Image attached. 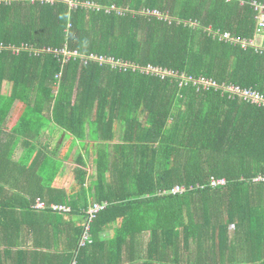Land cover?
Here are the masks:
<instances>
[{
	"label": "trees",
	"instance_id": "1",
	"mask_svg": "<svg viewBox=\"0 0 264 264\" xmlns=\"http://www.w3.org/2000/svg\"><path fill=\"white\" fill-rule=\"evenodd\" d=\"M253 1L264 3L0 0L1 195L24 196L18 206L26 209L41 198L46 208L37 211L55 216L84 217L94 204L106 203L91 225L92 243L80 248L81 255L115 219L145 218L137 209L146 206L171 212L169 225L159 222L166 229L153 231L156 251L164 238L169 239L166 250L182 241L189 245L199 233L205 235L201 246L210 238L222 241L236 225L237 233L253 227L250 233L264 252V233L258 234L264 181H254L264 176V106L194 85L212 80L264 95V33L259 49L221 40L228 33L240 40L256 38ZM155 10L162 18L148 14ZM149 66L173 74L143 70ZM6 83L10 93L4 92ZM13 114L19 118L5 134ZM80 145L97 146L91 182L80 155L74 188L53 186L63 160L57 158L58 147L50 146ZM18 146L27 147L16 161ZM213 179L227 183L214 188ZM178 185L187 191L173 195ZM16 201L0 199V208H13ZM216 209L226 219L213 233L215 221L208 212ZM123 226L117 237L133 232ZM79 256L78 264H84Z\"/></svg>",
	"mask_w": 264,
	"mask_h": 264
},
{
	"label": "crops",
	"instance_id": "2",
	"mask_svg": "<svg viewBox=\"0 0 264 264\" xmlns=\"http://www.w3.org/2000/svg\"><path fill=\"white\" fill-rule=\"evenodd\" d=\"M11 89V85L6 83L4 92L10 93ZM16 106L21 107L20 104ZM18 118L14 114L10 116L5 134L10 133ZM2 147L0 146V149ZM26 147L16 148L14 160L18 161L24 156ZM55 147H58L57 158L63 161L53 186L68 191L74 188L75 169L79 166L77 159L80 155L87 163L89 184L96 171L94 157L97 146L80 145L73 146L69 150L68 146H50V149ZM1 193L0 199L8 201L10 197H14L17 206L0 208V264H72L74 260L78 263L79 254V259L84 264H264V252L261 253L259 249L261 244L256 234L250 233L249 230H254L253 227L243 228L237 233L236 225H231L225 238L220 234L224 240L212 239L206 235L204 239H210L204 246L200 245V238L205 235L200 233L192 236L189 245L182 241L181 245L168 250L165 245L168 244L169 239L164 238L162 248L156 251L153 231L155 227L166 229L159 222L162 218V224L169 225L171 212L165 207L150 206L137 209V213L145 215V218H139L137 221L129 220L125 223L124 220L115 219L105 227L99 242L92 244L91 248L81 255L79 243L78 249H75V237L78 231H81L78 230L80 224L85 223V215L84 217L80 214L72 215L71 212L55 216L52 213L37 211L34 205L30 209L21 208L18 205H22L23 202L20 204L19 201H23L24 196L16 197L11 194L9 196L7 192L2 195ZM94 202L96 200L92 198L90 204ZM178 213L182 216V210ZM208 213L215 221L212 231L214 233L216 225L220 224L219 221L226 219L221 216L225 214L217 209ZM179 221L182 224V220ZM121 223L124 224L123 229L127 227L133 230L130 231L129 236L127 233L125 238L117 237ZM260 233H264V221L258 234ZM247 234H251V238H246ZM262 240L264 241V238ZM201 252H206L208 255H201Z\"/></svg>",
	"mask_w": 264,
	"mask_h": 264
},
{
	"label": "built area",
	"instance_id": "3",
	"mask_svg": "<svg viewBox=\"0 0 264 264\" xmlns=\"http://www.w3.org/2000/svg\"><path fill=\"white\" fill-rule=\"evenodd\" d=\"M52 2L53 0H47ZM226 2H232L233 0H225ZM85 6H92V5H85ZM252 6L254 7L255 11L258 13L257 16V28H256V38L250 41H246V40H240L237 38L232 37L229 33L228 34H224L221 35V38L223 40H227L230 41L232 43H238L241 44L244 48H246L247 46H252V47H256L257 49H259V44H258V36H261L264 33V3H258L256 1L252 2ZM148 14L151 15H155L157 17L162 18V14H160L159 11L155 10L153 12L149 11ZM20 49H17L16 51H19ZM51 50H45L43 52H50ZM65 55H75V53H71L68 54L67 52H65ZM94 58V57H92ZM118 64V66H122V67H126V64L123 63H116ZM129 67V66H127ZM150 68L148 70H146L148 73H158L160 74L162 77L166 76V75H171L173 74L172 72L169 73L168 71H162L160 69H154L151 68V66H149ZM192 81V79H190ZM194 85H202L204 86L205 89H209V88H217V89H223L225 92H228L230 94V98L235 100V99H240V100H246L250 103L256 104L257 106H264V95L258 91L255 90H244L239 86H220L217 82L212 81V80H205V81H200V82H195ZM255 182H261L264 181V176L263 177H259L256 178L254 180ZM227 183L226 179H213L210 182V186L212 187H217L218 185H225ZM187 191V189L184 186H176L175 189H173L171 191V193L173 195H177V194H184ZM107 206V204H99L96 203L94 204L92 207H90L87 211H86V215H85V223H84V230L82 233V236L80 238L79 241V248L85 247L88 244L92 243V238H91V225L93 223V221L96 219L97 215L99 212H101L103 209H105ZM35 208L37 210H43L46 208L45 203H43L41 201V199H38L37 202L35 203ZM55 211H66L69 212L70 209L69 208H65L64 206L59 207V206H54L53 207ZM72 264H78L76 260H74L72 262Z\"/></svg>",
	"mask_w": 264,
	"mask_h": 264
},
{
	"label": "rangeland",
	"instance_id": "4",
	"mask_svg": "<svg viewBox=\"0 0 264 264\" xmlns=\"http://www.w3.org/2000/svg\"><path fill=\"white\" fill-rule=\"evenodd\" d=\"M112 10H114V11H117L118 13H124L125 11H122V10H118V9H116L115 7H113V8H111ZM158 11V10H157ZM141 14H145V11L144 12H142ZM257 16H258V13H257ZM257 16H256V20H257ZM166 18H168V16H166ZM192 26H194V27H196V26H198V24L197 23H193L192 24ZM221 40H223L222 38H221ZM257 42H258V44H260L261 43V37L260 36H258V38H257ZM246 41H250V40H246ZM62 54H65V51H63L62 52ZM68 54H70V52H68ZM150 67H147V68H144L143 70H148ZM151 68H154V69H158V68H155V67H152L151 66ZM75 184H76V181H75ZM223 186H225V185H218L217 187H223ZM34 208H35V204H34ZM36 209V208H35Z\"/></svg>",
	"mask_w": 264,
	"mask_h": 264
}]
</instances>
